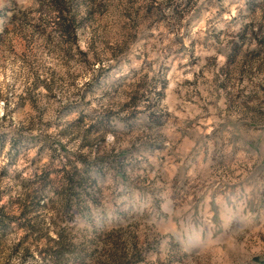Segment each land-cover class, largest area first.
<instances>
[{
    "label": "clouds",
    "instance_id": "9594fccd",
    "mask_svg": "<svg viewBox=\"0 0 264 264\" xmlns=\"http://www.w3.org/2000/svg\"><path fill=\"white\" fill-rule=\"evenodd\" d=\"M148 2L60 0L46 5L51 19L59 20L58 13H63L64 23L71 27L54 51L63 63L54 83H47L49 72L42 60L33 66L45 83L41 86L38 80L35 90L29 89L32 103L37 108L43 105L45 87L61 103L64 97L84 95L91 102L84 106L87 118L72 133L75 139L66 145L71 151L87 157L88 163L139 159L150 172L143 205L149 215L162 200L160 207L176 221L203 219L223 235L234 210L241 227L222 241L219 237L211 241L204 254L211 255L212 264H264V47L258 48L252 39L253 28L264 27V0H256L251 9L249 0H193L190 10L185 9L188 0H176L164 11L166 30L155 25L157 35L151 41L141 38L152 23L143 19ZM177 4L186 14L173 12ZM245 26L247 42L233 59V44L239 43L236 33ZM58 42L54 33V48ZM193 42L201 45L196 50L201 59L192 69L197 73L194 83L181 81L173 87L175 73L167 71L169 53L179 51L186 57ZM21 87L17 84V89ZM17 95L10 86L5 89L0 115L15 106ZM23 111L19 119L12 115L11 128L5 126L13 135L0 152V171H8L0 183V190H9L0 199L6 211L10 197L24 198L20 183L26 176L21 175L26 151L20 159L9 157L15 134L36 115L28 100ZM149 146L155 151H148ZM78 167L83 169L84 164ZM41 203L46 207L35 211L26 210L21 202L11 207L9 215L16 219L0 243V264H25V247L36 256L49 239L58 238L63 200L49 191ZM148 223L144 220L142 227ZM39 259L36 256V264Z\"/></svg>",
    "mask_w": 264,
    "mask_h": 264
},
{
    "label": "rangeland",
    "instance_id": "374dc122",
    "mask_svg": "<svg viewBox=\"0 0 264 264\" xmlns=\"http://www.w3.org/2000/svg\"><path fill=\"white\" fill-rule=\"evenodd\" d=\"M59 2L60 0H0V99L4 98L5 89L9 86L18 92L15 106L0 115V152L13 135L5 130V126L11 128L13 114L18 119L24 116L25 100L32 104V110L36 113L29 120L27 128L16 133L12 139L9 157L13 160L17 157L20 159V154L26 151L24 171L21 172V175L26 173V176L20 183L24 192L23 201L19 197H10L7 208L10 211L17 202L23 203L26 210L35 211L46 207L41 201L49 191L63 200V227L57 233L56 240L49 239L45 247L37 249L39 264H212L211 255L204 253L211 241L217 240V237L222 241L241 227L237 212L233 210L231 213L223 235L218 228L203 219L184 217L176 221L160 207L164 203L162 200L157 202L150 215L147 214L143 205L148 195L150 172L139 159L128 156L88 163L87 157L66 146L75 139L73 131L82 126L87 118L84 106L91 101L80 95L78 99L64 97L61 103L55 92H50L45 87L43 105L37 108L32 103L29 89L34 91L40 80L39 75L32 71L37 61L42 60V67L49 72L47 83H54L58 69L63 67L61 58L54 55V51L64 43L63 36L71 25L64 23L63 13H58L61 19H51L50 10L46 7ZM175 2L176 0H149L143 10V19L151 20L152 23L148 25L150 31L147 36L141 37L142 39L151 41L157 35L155 25L166 30L164 21L168 17L164 15V11ZM192 2L193 0H188L185 9L190 10ZM255 6L256 0H249V8ZM185 9H179L177 4L173 12L179 10L186 14ZM51 10L56 9L53 7ZM139 14L138 11L137 15ZM253 31L252 39L257 47H264V27H254ZM54 33L59 38L55 48ZM160 35L163 36V31ZM247 39L248 31L245 26L236 33L239 43L233 44L230 52L233 59L239 56ZM142 47H147V44ZM199 47L201 45L195 42L190 44L186 57L180 56L179 51L169 53L171 63L167 71L175 73L170 81L173 87L178 86L181 81L185 85L194 83L197 73L192 69L197 68L201 59L196 54ZM144 55L147 56V53ZM169 56L165 59H169ZM199 74H203L202 70ZM189 76L192 79H186ZM44 83L45 81L40 80L41 86ZM17 84L22 87L17 89ZM23 85H28V88ZM4 107L8 108L7 101ZM74 113L79 115L68 120L67 117ZM46 115L50 118L45 119ZM147 150L155 151V146H149ZM79 164H84L83 169L78 167ZM7 175V169L0 171V183ZM8 191L0 190V199ZM9 211L0 206V243L12 230L10 224L16 219L9 215ZM144 220L149 222L146 227H142ZM25 223L30 226V221ZM173 224H176L175 228ZM19 247L14 250V254ZM36 256L25 247L22 261L26 264L31 260L36 264Z\"/></svg>",
    "mask_w": 264,
    "mask_h": 264
}]
</instances>
